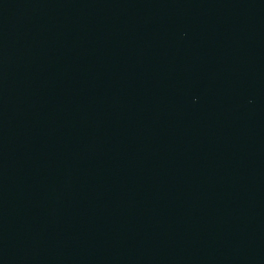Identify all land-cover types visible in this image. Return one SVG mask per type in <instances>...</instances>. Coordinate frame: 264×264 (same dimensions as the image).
Wrapping results in <instances>:
<instances>
[{"label": "water", "instance_id": "95a60500", "mask_svg": "<svg viewBox=\"0 0 264 264\" xmlns=\"http://www.w3.org/2000/svg\"><path fill=\"white\" fill-rule=\"evenodd\" d=\"M0 264H264V0H0Z\"/></svg>", "mask_w": 264, "mask_h": 264}]
</instances>
